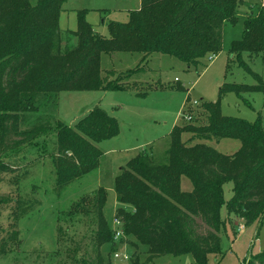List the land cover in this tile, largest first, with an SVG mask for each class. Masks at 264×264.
Wrapping results in <instances>:
<instances>
[{
    "label": "trees",
    "instance_id": "obj_1",
    "mask_svg": "<svg viewBox=\"0 0 264 264\" xmlns=\"http://www.w3.org/2000/svg\"><path fill=\"white\" fill-rule=\"evenodd\" d=\"M68 0H0V175L13 173L11 184L25 179L32 167L17 166L2 157L17 154L35 140L52 131L55 148L50 158L55 170V185L62 188L73 179L91 171L102 152L96 142L115 135L117 119L94 106L73 125L60 120L54 124L36 121L21 129L26 113L37 108L62 90H124L123 86L100 75L101 53L139 52L146 58L152 52L174 56L187 65L222 47L225 22L237 21L240 0H140L137 9L127 12L126 21H108L107 35L95 32L85 19V11H76V28L61 30L62 4ZM75 44L66 46V36ZM63 42V43H62ZM59 47V48H58ZM229 53L239 65L242 54L264 57V11L250 13L243 20L242 37L230 43ZM139 68L127 70V75ZM256 84L224 83L220 90L236 94L261 90L264 82L255 75ZM207 121L202 125L174 124L168 132L169 144L158 159L153 152L132 156L113 180L115 211L120 229L135 242L146 246V256L133 254L132 264H154L165 254H190L195 264H207V254L220 248L222 219L220 209L241 218L246 225L264 215V127L260 117L250 123L222 115L214 103H205ZM190 133L188 140L181 138ZM194 138H235L240 141L233 153H221ZM191 183L181 189V177ZM232 182V196L223 198V185ZM106 192L98 187L74 202L66 215L92 214L96 231L94 242L114 245V232L103 216ZM39 201L21 196H0V212L10 209L8 229L0 226V257L19 243V218L28 214ZM196 218L209 227L197 229ZM60 228L57 238L60 239ZM120 238V237H119ZM66 257L75 259L74 248ZM93 264H111L100 254ZM244 264H264V250Z\"/></svg>",
    "mask_w": 264,
    "mask_h": 264
},
{
    "label": "rangeland",
    "instance_id": "obj_2",
    "mask_svg": "<svg viewBox=\"0 0 264 264\" xmlns=\"http://www.w3.org/2000/svg\"><path fill=\"white\" fill-rule=\"evenodd\" d=\"M34 5L36 0H28ZM262 0H240L236 7L237 21L225 22L222 29V47L219 52L205 55L197 65H187L180 59L152 52L146 58L139 52L116 51L101 53L100 75L123 86L124 90H62L57 96L41 101L37 108L26 113L24 129L36 121L54 124L60 120L73 125L94 106L114 116L118 132L96 142L102 152L97 166L73 179L61 189L55 185V170L50 153L55 148V134L50 131L38 137L35 143L20 153H5L2 159L17 166L32 165L25 179L11 184L10 176L0 175V196H21L39 201L28 214L19 218V243L7 255L0 257V264H93L100 254L111 264H132L133 254L144 259L146 246L135 239L123 236L114 239L113 247L98 246L93 240L96 231L92 214L66 215L70 206L94 189L102 187L106 192L103 216L111 229L117 207L113 180L132 156L139 152H153L156 159L162 156L169 144L168 132L174 124L202 125L207 121L205 103H214L222 115L254 122L260 117L264 127V92L250 90L239 94L220 90L224 83L253 85L258 75L264 82V57L242 54L244 65H239L229 53L230 43L242 37L243 20L250 13H257ZM140 0H68L61 6L59 28H76V11L84 10L85 19L95 32L107 35V22L126 21L127 12L137 9ZM262 9V8H261ZM67 45L75 44V37L66 36ZM63 43V42H62ZM59 48V47H58ZM214 55L209 60L208 56ZM139 69L127 75V70ZM183 133L182 140L190 138ZM221 153H233L240 146L235 138L199 139ZM30 165V166H31ZM232 182L223 185V198L232 196ZM181 189L190 190L191 183L181 177ZM10 209L0 212V226L8 229ZM222 228L220 248L217 254H207V264H244L256 253L264 250V215L258 221L246 225L234 214L226 213L225 203L220 209ZM197 229H209L196 218ZM121 223V222H120ZM60 228V239L57 238ZM74 248L75 259L66 257V249ZM118 254V256L115 255ZM125 254L127 258L121 256ZM154 264H195L190 254H165L153 259Z\"/></svg>",
    "mask_w": 264,
    "mask_h": 264
},
{
    "label": "built area",
    "instance_id": "obj_3",
    "mask_svg": "<svg viewBox=\"0 0 264 264\" xmlns=\"http://www.w3.org/2000/svg\"><path fill=\"white\" fill-rule=\"evenodd\" d=\"M261 8L264 11V0H262L261 4H260ZM214 57V55L208 56V59L211 60ZM113 224H114V228H113V232H114V238H119L123 236L122 230L120 229V225L121 223L118 221V219H113ZM116 256H118V254L115 253ZM121 256H123L124 258H127V256L125 254H122Z\"/></svg>",
    "mask_w": 264,
    "mask_h": 264
},
{
    "label": "crops",
    "instance_id": "obj_4",
    "mask_svg": "<svg viewBox=\"0 0 264 264\" xmlns=\"http://www.w3.org/2000/svg\"><path fill=\"white\" fill-rule=\"evenodd\" d=\"M170 131V130H169Z\"/></svg>",
    "mask_w": 264,
    "mask_h": 264
}]
</instances>
